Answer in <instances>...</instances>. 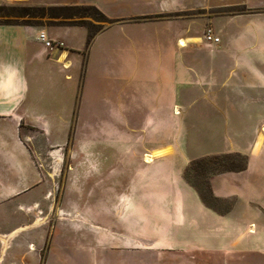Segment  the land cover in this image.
I'll use <instances>...</instances> for the list:
<instances>
[{"label": "rangeland", "instance_id": "374dc122", "mask_svg": "<svg viewBox=\"0 0 264 264\" xmlns=\"http://www.w3.org/2000/svg\"><path fill=\"white\" fill-rule=\"evenodd\" d=\"M170 5L162 0H0V22L37 26L49 32L45 33L52 48H71L77 61L72 69L74 92L84 104V117L76 111L67 133L23 125V137L45 177L35 196L24 202L11 200L0 210V235L10 234L0 238V263L4 254L8 264H162L147 261V256L161 258L170 248L193 251L191 244L168 246L162 238L192 236L191 211L197 205L222 214L231 208L235 197L217 195L212 178L244 164L250 153L260 151L258 156L264 157V92L246 100L219 101L213 110L200 103L195 108L187 105L182 109L185 116L103 121L97 115L144 102L146 82L155 76L170 35L182 31V26L169 27L166 22H199L190 36L203 38L200 45L216 49L222 42L211 45L204 34L215 30L214 18L224 9L167 10ZM89 30L96 35L87 44ZM179 39L175 37L176 45L184 48L187 44ZM196 49L201 50L202 66L205 59L209 66L210 51ZM215 55L216 61L229 64L226 54ZM232 59L235 68L229 76L245 72L255 84L258 79L264 84V67L257 66L258 61L264 64V53L248 54L247 59L234 53ZM246 60L247 69L239 65ZM223 70L225 76L227 67ZM168 72L172 76L173 70ZM43 86L49 89L48 82ZM139 108L142 113L144 108ZM175 112L180 113L178 106ZM244 125L251 131L235 130ZM160 145H171L170 152L148 162L146 155ZM236 180L217 178L214 183L222 189L239 184ZM178 223L183 227L179 233L173 228ZM249 232H254L253 224ZM204 241L217 248L215 256L225 264L222 241ZM236 256L228 264H260L257 258L262 259L248 251Z\"/></svg>", "mask_w": 264, "mask_h": 264}, {"label": "crops", "instance_id": "0c3cea01", "mask_svg": "<svg viewBox=\"0 0 264 264\" xmlns=\"http://www.w3.org/2000/svg\"><path fill=\"white\" fill-rule=\"evenodd\" d=\"M162 1L166 4L171 3L170 6L174 7L168 6L167 10H192L199 6L224 9L214 18L215 30L209 28L222 42L220 45H218L220 41L209 42L205 33L207 42L218 47L210 49L208 44L200 45L199 42L203 38L190 36L193 30H198L197 26H201L199 22L190 23L185 20L178 23L166 22L169 27L176 24L182 26V31L170 35L172 36L170 46L164 47L162 62L156 67L155 76L146 82L148 93L143 97L144 102H136L124 108H109L98 112L99 118H103L104 121L106 117L123 116L175 117L183 115L182 109L187 105L195 108L197 103H200L213 110L218 108L219 101L246 100L250 94L259 96L261 91L264 92V84L253 78L255 84L245 77V72L237 71L241 77L229 76L235 68L232 59L234 53L243 54L245 59L251 53H264V0ZM238 6L245 9L243 11L230 9ZM42 31L44 30L34 25L0 23V210L6 209L7 203L11 200L20 202L28 200L43 186L45 173L38 166L31 146L23 137V125L42 128L45 133H67L76 111L84 117L80 113L84 104L82 101L78 103L79 93L75 95L74 92L73 70L77 62L72 57L74 53L71 48L47 46L40 39ZM45 32L49 35L47 30ZM175 37L186 40L187 45L179 48ZM197 46L210 51L209 66L207 59L204 66L198 60V56L201 57L199 53L201 50L196 49ZM191 47L193 48L190 49ZM220 52L228 56L229 64L221 58L219 61L215 60V54ZM67 63H70V66L67 67ZM248 63L246 60L238 64L247 69ZM224 65L227 67L225 76L222 75L223 68H226ZM257 66L264 67V64L258 61ZM202 67L208 69L209 73L206 72L205 75ZM169 69L173 70L172 76L169 75ZM191 71L194 75H191ZM43 82L49 83V89L43 86ZM251 89H256L257 93ZM171 93L174 94L173 97L170 96ZM170 106L173 107L172 111ZM177 106L180 113H174ZM139 107L144 108L142 113ZM164 108L169 111L164 113ZM128 110H132V113L126 112ZM149 125L147 124V128ZM250 129L251 126L244 125L235 130L246 134L247 131H251ZM161 131L164 132V129ZM164 147L172 146L160 145L155 149ZM259 152L248 155L246 169L220 173L212 178L217 195L235 197L227 212L217 213L207 206L197 205L191 211L194 217L193 223L189 224V229H193L192 236L162 238V242L168 246L191 244L192 252H172L170 248V252L160 255L161 258L152 254L148 255L146 260H158L162 261V264H219L215 256L217 248L205 245L204 239L212 238L222 241L223 247L220 249L226 255L225 264L229 263L230 258L234 260L236 255L242 254L243 251L260 255L262 259L257 260L264 264V157L258 156ZM217 178L238 179L236 181L240 180V183L220 189L214 183ZM120 193L119 191L118 194ZM252 224L254 232H249ZM173 228L179 230L177 233L183 229L179 223ZM8 235H0L1 240ZM3 255L0 264H8L9 259Z\"/></svg>", "mask_w": 264, "mask_h": 264}, {"label": "bare ground", "instance_id": "6f19581e", "mask_svg": "<svg viewBox=\"0 0 264 264\" xmlns=\"http://www.w3.org/2000/svg\"><path fill=\"white\" fill-rule=\"evenodd\" d=\"M181 43L184 45L186 44V40H181ZM66 66H70V63H67ZM264 129V127H263ZM171 148L170 147H164V148H158V149H154L151 153H148L146 155V159L149 161H151L153 158L155 157H160V156H163V155H167L169 152H170ZM62 157H60L61 159ZM40 223V219L37 220L36 224H39ZM17 233V232H16ZM10 235V234H9ZM5 241V240H4ZM6 243V241H5ZM8 243V242H7ZM6 246V245H5ZM7 247V246H6ZM32 247L34 248L35 246L32 245Z\"/></svg>", "mask_w": 264, "mask_h": 264}, {"label": "built area", "instance_id": "2783aa9c", "mask_svg": "<svg viewBox=\"0 0 264 264\" xmlns=\"http://www.w3.org/2000/svg\"><path fill=\"white\" fill-rule=\"evenodd\" d=\"M206 39L209 42H214V43H218L220 41V37L214 35V32L212 29H208L206 34H205ZM40 39L45 42V44L49 47H52V41L48 38L47 34L45 32H41L40 34Z\"/></svg>", "mask_w": 264, "mask_h": 264}, {"label": "trees", "instance_id": "16d2710c", "mask_svg": "<svg viewBox=\"0 0 264 264\" xmlns=\"http://www.w3.org/2000/svg\"><path fill=\"white\" fill-rule=\"evenodd\" d=\"M0 23H7V22H0ZM95 35H96V32H92V31L89 30L88 37H87V44H90V42L92 41V39L94 38ZM237 155L241 156L240 153H237ZM247 164H248V160H247V157H246L244 164H242V165H240L238 167L230 168L227 171H242V170L247 168Z\"/></svg>", "mask_w": 264, "mask_h": 264}]
</instances>
